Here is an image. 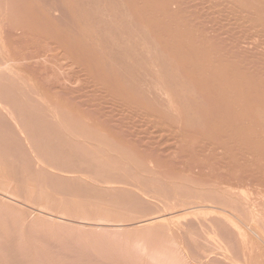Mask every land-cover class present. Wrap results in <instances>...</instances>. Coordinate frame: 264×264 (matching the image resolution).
Returning a JSON list of instances; mask_svg holds the SVG:
<instances>
[{
	"label": "rangeland",
	"instance_id": "374dc122",
	"mask_svg": "<svg viewBox=\"0 0 264 264\" xmlns=\"http://www.w3.org/2000/svg\"><path fill=\"white\" fill-rule=\"evenodd\" d=\"M0 14V264H264V0Z\"/></svg>",
	"mask_w": 264,
	"mask_h": 264
},
{
	"label": "bare ground",
	"instance_id": "6f19581e",
	"mask_svg": "<svg viewBox=\"0 0 264 264\" xmlns=\"http://www.w3.org/2000/svg\"><path fill=\"white\" fill-rule=\"evenodd\" d=\"M58 1V0H57ZM169 1V0H168ZM216 1V0H215ZM34 2V1H33ZM44 2V1H43ZM53 2V1H52ZM61 3V2H60ZM146 3H148V2H146ZM174 3V2H173ZM203 3V2H202ZM210 3V2H209ZM216 3V2H215ZM177 4V3H176ZM53 5V4H52ZM139 5V4H138ZM181 5V4H180ZM199 5V4H198ZM235 5V4H234ZM6 6V5H5ZM57 6V5H56ZM162 6V5H161ZM166 6V5H165ZM49 7V6H48ZM60 7V6H59ZM187 7V6H186ZM172 8V7H171ZM214 8V7H213ZM34 9H36V8H34ZM53 9H55V8H53ZM57 9H60V8H57ZM56 9V10H57ZM142 9V8H141ZM151 9V8H150ZM166 9V8H165ZM168 9V8H167ZM173 9V8H172ZM181 9V8H180ZM210 9V8H209ZM146 10V9H145ZM238 10V9H237ZM51 11V10H50ZM59 11V10H58ZM178 11V10H177ZM61 12V11H60ZM145 12V11H144ZM157 12V11H156ZM36 13H37V11H36ZM58 13V12H57ZM153 13V12H152ZM189 13V12H188ZM238 13V12H237ZM4 14H6V13H4ZM146 14V13H145ZM158 14V13H157ZM195 14V13H194ZM1 15V14H0ZM147 15V14H146ZM164 15V14H163ZM175 15V14H174ZM44 16V15H43ZM56 16V15H55ZM63 16V15H62ZM65 16V15H64ZM157 16H159V15H157ZM215 16V15H214ZM61 17V16H60ZM220 17V16H219ZM167 18V17H166ZM2 19H3V16H2ZM46 19V18H45ZM63 19V18H62ZM70 19H71V17H70ZM192 19V18H191ZM207 19V18H206ZM254 19H256V18H254ZM57 20H58V18H57ZM159 21V20H158ZM167 21V20H166ZM3 22V21H2ZM43 22V21H42ZM46 22V21H45ZM214 22V21H213ZM224 22V21H223ZM44 23V22H43ZM150 23V22H149ZM59 24V23H58ZM148 24V23H147ZM150 24H152V23H150ZM243 24V23H242ZM72 25V24H71ZM149 25V24H148ZM178 25H180V24H178ZM213 25V24H212ZM4 26V25H3ZM65 26V25H64ZM170 26V25H169ZM68 27V26H67ZM72 27V26H71ZM75 27V26H74ZM156 27V26H155ZM255 27V26H254ZM160 28V27H159ZM166 28V27H165ZM174 28V27H173ZM178 28V27H177ZM197 28V27H196ZM66 29V28H65ZM170 29H172V28H170ZM156 30H158V28L156 29ZM169 30V29H168ZM185 31H186V29H185ZM11 32H13L12 30H11ZM158 32V31H157ZM156 33V32H155ZM175 33V32H174ZM213 33V32H212ZM164 34V33H163ZM1 35V34H0ZM34 35V34H33ZM59 35V34H58ZM12 36V35H11ZM40 36V35H39ZM80 36V35H79ZM185 36V35H184ZM6 37V36H5ZM20 37V36H19ZM33 37V36H32ZM44 37V36H43ZM26 38V37H25ZM41 38V37H40ZM61 38V37H60ZM69 38H71V36L69 37ZM31 39V38H30ZM182 39V38H181ZM2 40V39H1ZM23 40V39H22ZM40 40H42V39H40ZM39 40V41H40ZM62 40V39H61ZM177 40V39H176ZM193 40V39H192ZM32 41V40H31ZM34 42V41H33ZM36 42V41H35ZM38 42V41H37ZM74 42V41H73ZM174 42V41H173ZM26 43V42H25ZM59 43V42H58ZM176 43V42H175ZM34 44V43H33ZM72 44V43H71ZM199 44V43H198ZM240 44V43H239ZM262 44V43H261ZM5 45V44H4ZM40 45V44H39ZM75 45H77V44H75ZM171 45V44H170ZM212 45V44H211ZM50 46V45H49ZM53 46V45H52ZM194 46V45H193ZM16 47H18V45L16 46ZM40 47H41V45H40ZM47 47V46H46ZM54 47H55V45H54ZM79 47V46H78ZM183 47V46H182ZM45 48V47H44ZM83 48V47H82ZM8 49V48H7ZM19 49V48H18ZM30 49V48H29ZM32 49H34V48H32ZM38 49V48H37ZM56 49V48H55ZM195 48H193V50H194ZM17 50V49H16ZM27 50V49H26ZM59 50V49H58ZM71 50V49H70ZM190 50V49H189ZM203 50V49H202ZM63 51V50H62ZM100 51V50H99ZM9 52V51H8ZM7 52V53H8ZM46 52V51H45ZM49 52V51H48ZM68 52V51H67ZM216 52V51H215ZM16 53V52H15ZM19 53V52H18ZM21 53V52H20ZM73 53V52H72ZM191 53H192V51H191ZM213 53V52H212ZM55 54V53H54ZM69 54V53H68ZM63 55H65V54H63ZM214 55H216V54H214ZM46 56V55H45ZM61 56V55H60ZM74 56V55H73ZM190 56V55H189ZM15 57H16V55H15ZM30 57V56H29ZM93 57V56H92ZM44 58V57H43ZM60 58V57H59ZM68 58V57H67ZM23 59V58H22ZM55 59V58H54ZM57 59V58H56ZM84 59V58H83ZM86 59V58H85ZM30 60V59H29ZM46 60V59H45ZM90 60V59H89ZM35 61V60H34ZM71 61V60H70ZM196 61V60H195ZM218 61V60H217ZM7 62V61H6ZM5 62V63H6ZM81 62V61H80ZM197 62V61H196ZM8 63V62H7ZM52 63V62H51ZM50 63V64H51ZM69 63V62H68ZM75 63V62H74ZM77 63V62H76ZM84 63V62H83ZM192 63V62H191ZM206 63V62H205ZM34 64V63H33ZM70 64V63H69ZM68 64V65H69ZM23 65V64H22ZM46 65H47V63H46ZM78 65V64H77ZM197 65V64H196ZM225 65V64H224ZM10 66V65H9ZM38 66V65H37ZM26 67V66H25ZM52 67V66H51ZM57 67V66H56ZM63 67V66H62ZM191 67V66H190ZM198 67V66H197ZM12 68V67H11ZM59 68V67H58ZM64 68V67H63ZM80 68V67H79ZM45 69V68H44ZM43 69V70H44ZM67 69H68V67H67ZM199 69V68H198ZM205 69V68H204ZM207 69V68H206ZM20 70V69H19ZM55 70H56V68H55ZM75 70V69H74ZM81 70V69H80ZM192 70H195L196 71V69H192ZM245 70V69H244ZM41 71V70H40ZM48 71V70H47ZM61 71V70H60ZM197 71H199V70H197ZM208 71V70H207ZM210 71V70H209ZM209 71L207 72V73H209ZM259 71V70H258ZM5 72V71H4ZM9 72V71H8ZM18 72V71H17ZM37 72V71H36ZM54 72V71H53ZM70 72V71H69ZM82 72V71H81ZM227 72V71H226ZM50 73V72H49ZM84 73V72H83ZM205 73V72H204ZM211 73V72H210ZM228 73V72H227ZM251 73V72H250ZM28 74V73H27ZM26 74V75H27ZM40 74H41V72H40ZM214 74V73H213ZM224 74V73H223ZM222 74V75H223ZM49 75V74H48ZM65 75V74H64ZM88 75V74H87ZM86 75V76H87ZM196 75H197V73H196ZM261 75V74H260ZM37 76V75H36ZM36 76H34V77H36ZM55 76V75H54ZM93 76V75H92ZM95 76V75H94ZM198 76V75H197ZM230 76V75H229ZM18 77H20V76H18ZM32 77V76H31ZM46 77V76H45ZM89 77V76H88ZM23 78V77H22ZM44 78V77H43ZM49 78V77H48ZM87 78V77H86ZM197 78V77H196ZM226 78H227V76H226ZM235 78V77H234ZM60 79V78H59ZM83 79V78H82ZM93 79V78H92ZM228 79V78H227ZM231 79V78H230ZM232 79H233V76H232ZM237 79V78H236ZM21 80V79H20ZM206 80V79H205ZM208 80V79H207ZM45 81V80H44ZM88 81V80H87ZM209 81V80H208ZM234 81H235V79H234ZM234 81H231V83L232 82H234ZM238 81H239V79H238ZM237 81V82H238ZM244 81V80H243ZM57 82V81H56ZM228 82V81H227ZM45 83V82H44ZM84 83V82H83ZM245 83V82H244ZM264 83V82H263ZM19 84V83H18ZM98 84V83H97ZM47 85V84H46ZM79 85V84H78ZM243 85V84H242ZM248 85V84H247ZM23 86V85H22ZM92 86V85H91ZM100 86V85H99ZM237 86H238V84H237ZM27 87V86H26ZM25 87V88H26ZM47 87H49V86H47ZM50 87H53V86H50ZM104 87V86H103ZM19 88V87H18ZM61 88V87H60ZM81 88V87H80ZM239 88V87H238ZM51 89V88H50ZM95 89V88H94ZM93 89V90H94ZM98 89V88H97ZM40 90V89H39ZM58 90V89H57ZM217 90V89H216ZM232 90V89H231ZM100 91V90H99ZM106 91V90H105ZM250 91V90H249ZM78 93H80V92H78ZM213 93V92H212ZM211 93V94H212ZM232 93V92H231ZM60 94H61V92H60ZM92 95V94H91ZM110 95V94H109ZM166 95V94H165ZM212 95H214V94H212ZM234 95H235V93H234ZM35 96V95H34ZM87 96V95H86ZM262 96V95H261ZM118 97V96H117ZM70 98V97H69ZM78 99V98H77ZM259 99V98H258ZM69 100V99H68ZM94 100V99H93ZM241 100H243V99H241ZM133 101V100H132ZM230 101V100H229ZM257 101V100H256ZM71 103V102H70ZM263 103V102H262ZM78 104V103H77ZM174 104V103H173ZM80 105V104H79ZM234 106V105H233ZM77 107V106H76ZM104 107V106H103ZM134 107V106H133ZM4 108V107H3ZM123 108V107H122ZM125 108V107H124ZM138 110V109H137ZM246 111V110H245ZM249 113V112H248ZM138 114V113H137ZM152 114V113H151ZM128 115V114H127ZM239 115V114H238ZM250 115V114H249ZM153 116V115H152ZM149 118V117H148ZM252 119V118H251ZM160 120V119H159ZM214 120V119H213ZM241 120V119H240ZM234 121V120H233ZM254 121V120H253ZM218 122V121H217ZM238 122V121H237ZM242 122V121H241ZM256 122V121H255ZM239 124V123H238ZM252 125V124H251ZM17 126V125H16ZM222 126V125H221ZM225 126V125H224ZM243 127V126H242ZM161 128V127H160ZM227 128V127H226ZM233 129V128H232ZM162 130V129H161ZM166 134V133H165ZM174 135V134H173ZM235 135V134H234ZM179 136H181V135H179ZM200 136V135H199ZM236 136V135H235ZM256 136V135H255ZM170 137V136H169ZM233 138V137H232ZM173 141V140H172ZM217 142V141H216ZM209 145V144H208ZM207 145V146H208ZM231 145V144H230ZM255 147V146H254ZM253 147V148H254ZM226 148V147H225ZM262 152V151H261ZM186 157V156H185ZM260 164H262L261 162H260ZM239 167V166H238ZM258 167V166H257ZM257 171H258V169H257ZM249 176V175H248ZM257 178V177H256ZM155 218V219H154ZM152 219L153 220H156V219H159L158 217H152ZM253 219V218H252ZM152 220V221H153ZM146 221H148V220H146ZM150 221H151V218H150ZM160 221V220H159ZM145 222V221H144ZM152 224V223H151ZM240 230V229H239ZM257 256V255H256ZM257 257H259V256H257ZM259 259V258H258ZM261 263V262H260ZM258 264H259V262H258Z\"/></svg>",
	"mask_w": 264,
	"mask_h": 264
}]
</instances>
